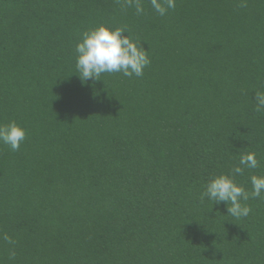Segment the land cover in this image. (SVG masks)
Instances as JSON below:
<instances>
[{
  "label": "trees",
  "instance_id": "obj_1",
  "mask_svg": "<svg viewBox=\"0 0 264 264\" xmlns=\"http://www.w3.org/2000/svg\"><path fill=\"white\" fill-rule=\"evenodd\" d=\"M140 2L0 0V123L26 133L0 143V264H264V194L239 219L200 198L248 152L234 182L264 175V0ZM100 25L143 44L142 76L81 81Z\"/></svg>",
  "mask_w": 264,
  "mask_h": 264
},
{
  "label": "clouds",
  "instance_id": "obj_2",
  "mask_svg": "<svg viewBox=\"0 0 264 264\" xmlns=\"http://www.w3.org/2000/svg\"><path fill=\"white\" fill-rule=\"evenodd\" d=\"M152 7L161 15L168 9L175 7V0H151ZM125 8L135 7L138 15L144 9L140 0H124ZM75 67L82 82L100 80L104 73H122L124 76L135 75L140 77L143 70L150 63L147 50L140 41L132 39L124 28L109 29L100 25L80 34V40L75 46ZM255 111L264 112V92L255 93ZM25 130L14 121L8 124L0 123V143L7 144L13 151L20 148L25 140ZM239 165L232 169L231 175L221 174L207 181L201 199L207 197L214 203L223 202L227 213L236 218L247 217L251 209L246 202L250 198H259L264 194V175H252L250 182L252 191L249 194L242 186L237 185L232 178L234 175L243 174L244 170L258 167V160L254 152L241 155ZM3 239L12 244L14 241L7 235ZM15 257V252L9 253Z\"/></svg>",
  "mask_w": 264,
  "mask_h": 264
}]
</instances>
